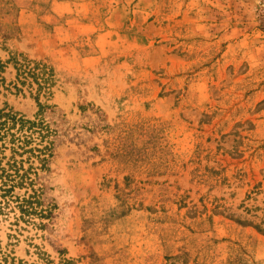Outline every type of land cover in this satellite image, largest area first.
Wrapping results in <instances>:
<instances>
[{
	"label": "rangeland",
	"instance_id": "obj_1",
	"mask_svg": "<svg viewBox=\"0 0 264 264\" xmlns=\"http://www.w3.org/2000/svg\"><path fill=\"white\" fill-rule=\"evenodd\" d=\"M1 112L0 264H264V0H0Z\"/></svg>",
	"mask_w": 264,
	"mask_h": 264
},
{
	"label": "trees",
	"instance_id": "obj_2",
	"mask_svg": "<svg viewBox=\"0 0 264 264\" xmlns=\"http://www.w3.org/2000/svg\"><path fill=\"white\" fill-rule=\"evenodd\" d=\"M11 62L13 63L16 70V79L20 82V84H28L29 86H33V84L36 83L38 86V91L41 89H47V91L50 92L51 83L48 77L45 76V70L47 69L45 64L41 62H35L27 58L19 59L18 57H12ZM39 107L41 109L43 106L39 104ZM1 116H3L5 119H9L13 124L18 123L20 125V129L26 127L27 130H30L29 134H20L18 137H15L12 133L13 141L17 142L18 148L26 150L24 147H26L25 145L32 141L33 133H37V135L40 137V140H43L50 134V129L40 119H25L21 116L17 117L11 112H1L0 117ZM3 123V121L0 122V125ZM50 144L51 141H48L47 145H45L42 149H37V151L42 153L43 151L48 150V155H50ZM28 150L33 151L35 148H30ZM44 159L45 158L43 157L42 160ZM22 176L23 175L20 177L22 178Z\"/></svg>",
	"mask_w": 264,
	"mask_h": 264
}]
</instances>
